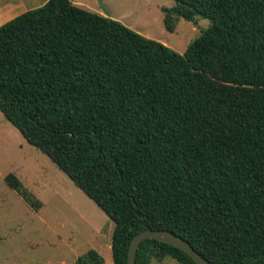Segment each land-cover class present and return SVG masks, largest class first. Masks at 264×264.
<instances>
[{
  "label": "trees",
  "instance_id": "1",
  "mask_svg": "<svg viewBox=\"0 0 264 264\" xmlns=\"http://www.w3.org/2000/svg\"><path fill=\"white\" fill-rule=\"evenodd\" d=\"M175 1L167 30L212 20L184 53L71 0L0 25V110L114 221L116 264L147 228L215 264H264V0ZM168 256L198 264L152 238L136 264Z\"/></svg>",
  "mask_w": 264,
  "mask_h": 264
},
{
  "label": "rangeland",
  "instance_id": "2",
  "mask_svg": "<svg viewBox=\"0 0 264 264\" xmlns=\"http://www.w3.org/2000/svg\"><path fill=\"white\" fill-rule=\"evenodd\" d=\"M47 0H0L18 3L17 10ZM80 6L117 19L143 35L184 53L212 20L197 15V25L177 17L167 30L164 7L175 0H72ZM16 174L41 202L38 209L6 181ZM114 221L42 150L31 144L0 110V264H75L90 249L105 264H116L112 252ZM151 264H181L168 256Z\"/></svg>",
  "mask_w": 264,
  "mask_h": 264
},
{
  "label": "water",
  "instance_id": "3",
  "mask_svg": "<svg viewBox=\"0 0 264 264\" xmlns=\"http://www.w3.org/2000/svg\"><path fill=\"white\" fill-rule=\"evenodd\" d=\"M149 238L163 241L181 248L187 252L198 264H215L213 261L205 257L201 252H199L192 245V243L186 240L183 236L169 229L152 228L144 229L135 234L130 243L128 264H136L138 249L141 243Z\"/></svg>",
  "mask_w": 264,
  "mask_h": 264
},
{
  "label": "crops",
  "instance_id": "4",
  "mask_svg": "<svg viewBox=\"0 0 264 264\" xmlns=\"http://www.w3.org/2000/svg\"><path fill=\"white\" fill-rule=\"evenodd\" d=\"M76 4L79 5L78 3ZM17 5L18 3H13V2H7L0 5V25L4 24L5 22L11 20L17 15L28 10V9H23L24 11H18Z\"/></svg>",
  "mask_w": 264,
  "mask_h": 264
}]
</instances>
